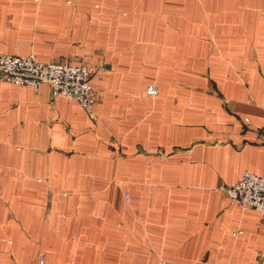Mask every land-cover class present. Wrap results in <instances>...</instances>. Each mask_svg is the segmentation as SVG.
<instances>
[{
	"label": "crops",
	"instance_id": "0c3cea01",
	"mask_svg": "<svg viewBox=\"0 0 264 264\" xmlns=\"http://www.w3.org/2000/svg\"><path fill=\"white\" fill-rule=\"evenodd\" d=\"M1 53L102 78L93 119L0 72V264H264L220 189L264 177V0H0Z\"/></svg>",
	"mask_w": 264,
	"mask_h": 264
},
{
	"label": "built area",
	"instance_id": "2783aa9c",
	"mask_svg": "<svg viewBox=\"0 0 264 264\" xmlns=\"http://www.w3.org/2000/svg\"><path fill=\"white\" fill-rule=\"evenodd\" d=\"M98 67L90 63H70L63 61H43L35 54L13 55L0 54V72L4 80L20 85H29L35 88L42 82L51 86L52 95L66 96L76 100L93 119L97 118L94 110L97 104L98 89L92 83L94 78L101 79L97 74ZM147 92L156 95L159 88L150 84ZM259 138L264 140V122L257 126ZM232 202L238 203L243 210L255 208L264 219V177L246 171L240 180L231 185L220 188ZM125 197L131 200L126 193ZM41 257L40 263H43ZM163 264H172L164 260ZM199 264V263H194Z\"/></svg>",
	"mask_w": 264,
	"mask_h": 264
},
{
	"label": "rangeland",
	"instance_id": "374dc122",
	"mask_svg": "<svg viewBox=\"0 0 264 264\" xmlns=\"http://www.w3.org/2000/svg\"><path fill=\"white\" fill-rule=\"evenodd\" d=\"M33 88H35V87H33ZM36 89V88H35Z\"/></svg>",
	"mask_w": 264,
	"mask_h": 264
}]
</instances>
